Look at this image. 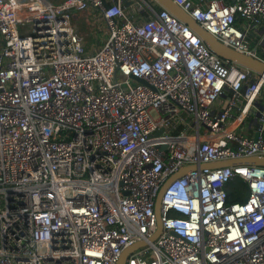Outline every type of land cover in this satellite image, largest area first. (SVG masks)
<instances>
[{
    "label": "built area",
    "instance_id": "obj_1",
    "mask_svg": "<svg viewBox=\"0 0 264 264\" xmlns=\"http://www.w3.org/2000/svg\"><path fill=\"white\" fill-rule=\"evenodd\" d=\"M172 1L264 63V0ZM86 10L106 28L94 52ZM248 157L264 158V75L155 0H0V264H118L135 243L127 264H264V167L177 178L150 241L167 179ZM235 179L248 197L228 204Z\"/></svg>",
    "mask_w": 264,
    "mask_h": 264
},
{
    "label": "water",
    "instance_id": "obj_2",
    "mask_svg": "<svg viewBox=\"0 0 264 264\" xmlns=\"http://www.w3.org/2000/svg\"><path fill=\"white\" fill-rule=\"evenodd\" d=\"M162 8L168 10L171 14L179 20L188 25L204 42V44L219 58L248 68L258 74L264 75V63L248 55L241 54L230 47L224 45L215 36L208 31L204 30L188 13L175 4L172 0H155ZM139 82L143 83L141 80ZM256 138V137H255ZM239 166H254L264 167V158L248 157L235 160L211 162L199 165H186L179 172L175 173L160 188L155 200V216L157 221V231L150 238L151 243H154L162 233V219H161V204L164 193L168 186L177 178L184 176L189 171L204 170V169H218L226 167H239ZM146 246L145 243H135L126 248L119 259L118 264H127L129 256L137 249Z\"/></svg>",
    "mask_w": 264,
    "mask_h": 264
},
{
    "label": "crops",
    "instance_id": "obj_3",
    "mask_svg": "<svg viewBox=\"0 0 264 264\" xmlns=\"http://www.w3.org/2000/svg\"><path fill=\"white\" fill-rule=\"evenodd\" d=\"M52 1L60 2L61 0H52ZM92 12H93L92 10H86L83 12L76 13L74 15V20L76 22L77 31L80 37L83 39L88 52L96 51L97 49L102 47V45L104 44L106 40L105 24L101 21H97V18L94 16V13ZM85 25L87 26L89 30L90 39H88L87 36L81 32V29L85 27ZM252 118L253 117L245 121V123L241 127L243 134H245L248 137L256 136L257 126L252 123Z\"/></svg>",
    "mask_w": 264,
    "mask_h": 264
},
{
    "label": "trees",
    "instance_id": "obj_4",
    "mask_svg": "<svg viewBox=\"0 0 264 264\" xmlns=\"http://www.w3.org/2000/svg\"><path fill=\"white\" fill-rule=\"evenodd\" d=\"M226 4H231L233 0H224ZM127 4H130V0H127ZM252 37L255 35L252 34ZM226 191L228 193V204L245 202L248 197V185L241 179H235L230 182Z\"/></svg>",
    "mask_w": 264,
    "mask_h": 264
},
{
    "label": "rangeland",
    "instance_id": "obj_5",
    "mask_svg": "<svg viewBox=\"0 0 264 264\" xmlns=\"http://www.w3.org/2000/svg\"><path fill=\"white\" fill-rule=\"evenodd\" d=\"M51 1H52V0H51ZM81 32H82L84 35H86L88 39H90V33H89V30H88V28H87L86 25H85V27H83V28L81 29ZM222 100H223V99H222Z\"/></svg>",
    "mask_w": 264,
    "mask_h": 264
}]
</instances>
